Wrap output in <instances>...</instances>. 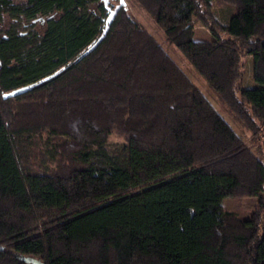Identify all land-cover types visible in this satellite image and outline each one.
Returning a JSON list of instances; mask_svg holds the SVG:
<instances>
[{
  "label": "trees",
  "instance_id": "1",
  "mask_svg": "<svg viewBox=\"0 0 264 264\" xmlns=\"http://www.w3.org/2000/svg\"><path fill=\"white\" fill-rule=\"evenodd\" d=\"M136 1L263 134L264 0ZM119 4L0 0V264H264V167Z\"/></svg>",
  "mask_w": 264,
  "mask_h": 264
},
{
  "label": "rangeland",
  "instance_id": "2",
  "mask_svg": "<svg viewBox=\"0 0 264 264\" xmlns=\"http://www.w3.org/2000/svg\"><path fill=\"white\" fill-rule=\"evenodd\" d=\"M117 4L121 0H113ZM119 1V2H118ZM126 3L127 11L130 15L153 37L161 44L166 52L176 61V63L184 70V72L191 79L193 84L202 92L210 107L226 122V124L234 131V133L241 137L248 145L256 161L264 167V133L260 136H254L243 124L237 114L221 99L218 89H216L207 79L203 77L200 72L193 67L184 57L182 52L171 43L163 30L157 25L155 20L148 14L142 6L138 4L136 0H123ZM215 13L218 19L225 23L228 21L233 7L225 3H215ZM9 21L6 20V23ZM35 28L42 32L45 28L40 23L36 24ZM199 36L206 38L209 35V30L203 27L197 28ZM246 64L243 67L244 73V85L255 86L256 83L252 78L251 62L248 58L243 60ZM220 123V129L224 130V125ZM229 185H225L221 190V199L218 203V209L225 205V208L231 211H235L241 217L249 218L251 212L254 210L258 203V198L253 196H247L245 198H238L233 196ZM216 215H214V218ZM21 256V255H20ZM25 261L29 264H42V261L37 256L22 255Z\"/></svg>",
  "mask_w": 264,
  "mask_h": 264
},
{
  "label": "water",
  "instance_id": "3",
  "mask_svg": "<svg viewBox=\"0 0 264 264\" xmlns=\"http://www.w3.org/2000/svg\"><path fill=\"white\" fill-rule=\"evenodd\" d=\"M106 1V4H108V0H105ZM126 5V3L123 1V0H121L120 1V4H119V6H117V9L116 10H118L121 6H125ZM115 13V11H112V14H114ZM40 20H42V21H44L42 18H39V19H37V20H35L34 21V23H36L37 21H40ZM23 35H24V33H23ZM102 39H100V41H101ZM27 89H20V90H17V91H14V92H12L9 96H16V95H18V94H21V93H23L24 91H26Z\"/></svg>",
  "mask_w": 264,
  "mask_h": 264
}]
</instances>
